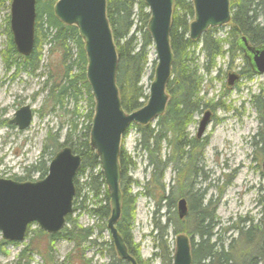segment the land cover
<instances>
[{
  "label": "trees",
  "instance_id": "trees-1",
  "mask_svg": "<svg viewBox=\"0 0 264 264\" xmlns=\"http://www.w3.org/2000/svg\"><path fill=\"white\" fill-rule=\"evenodd\" d=\"M6 1L9 4L10 0ZM56 1L35 0L33 48L26 57L16 52L9 25L6 24L7 49L3 53L5 68L9 69L12 65L15 72L35 73L40 68L44 47H47V73L43 81L47 93L44 106L64 120L57 130L46 133L37 161L25 167L22 176L14 179L26 180L33 173H37L40 178L44 177L48 162L64 146L70 147L74 154L80 156L81 164L74 179L73 209L67 214L64 228L50 234L37 226L35 229L28 226L25 236L31 234L30 241L19 253L17 262L29 257L31 253L42 254L39 246L34 248L37 246H34V241L43 238L48 241L46 252L50 251V245L57 240L72 243L75 249L83 245H87V248L103 245L109 257L108 264H128L116 256L111 239L97 243V240L102 239V233L107 231L110 204L98 158L89 145L94 100L85 76L87 65L84 43L74 25H66L56 19L52 12ZM229 4L230 20L222 25L228 27L225 40L215 36L217 27L209 28L198 39H192L188 36V25L194 18L192 0H173L169 28L173 62L165 90L167 105L153 123L129 125L137 133L136 149L145 159V170H148V178L142 184V191L155 202L152 222L158 252L153 255L158 258L159 264H172L173 250L167 241L170 234L189 236L190 264H264V205L256 222L252 219H240L239 225L226 229L217 227L214 204L208 201L204 205L203 194L195 186L198 184L195 177L202 175V167H198V164L203 160L206 140L191 138L186 131L195 115L207 108V104L198 97L202 77L198 75L197 60L193 58L197 48L199 47L205 59L202 69L207 74L211 72L216 58L226 52L231 54L230 58L234 54L242 56L243 52L237 45L242 36L250 46L264 45V0H229ZM105 10L117 53L115 85L122 109L127 113L144 106L148 99L141 78L148 64L149 50L152 49V40L146 29L149 11L143 0H106ZM224 42L228 44L227 51L222 48ZM9 58L12 62L8 64L6 62ZM244 60L241 74L249 76L250 68L246 59ZM155 64L153 61L154 67ZM251 99L255 111L258 112L259 121L252 143L258 146L264 157V89ZM80 104H83L82 108ZM63 130L64 133L61 134ZM127 131L128 129L123 136ZM61 135L63 138L60 141ZM118 160L122 204L121 215L115 225L129 255L135 258L136 250L131 235L135 198L129 192L134 181L128 177L129 167L134 166V162L121 147ZM168 169L173 174L170 183L164 180ZM81 177H84L82 183L79 182ZM179 198L188 202L187 214L183 218H179L176 211ZM93 200L98 206L88 205ZM77 210L78 213L73 216ZM81 211L96 219L97 225L80 226L78 215ZM161 219L164 220L163 223ZM229 229L235 230L236 234L230 235L225 241L224 234ZM5 242H0V252H4L2 245ZM138 263L136 260V264Z\"/></svg>",
  "mask_w": 264,
  "mask_h": 264
},
{
  "label": "rangeland",
  "instance_id": "rangeland-1",
  "mask_svg": "<svg viewBox=\"0 0 264 264\" xmlns=\"http://www.w3.org/2000/svg\"><path fill=\"white\" fill-rule=\"evenodd\" d=\"M9 6L8 1L0 0V121L12 118L14 110L19 105L31 106L35 112L31 125L20 132L15 127H8L4 122H0V178H8L11 175L22 176L24 168L37 161L46 133L49 130L54 132L64 122L62 117H57L55 112L44 106L47 93L46 88L43 87L47 73V47H44L40 68L35 73L15 72L12 65L9 69L5 68L3 53L7 49L6 24L9 20ZM216 30L215 36L218 39L227 38V26L217 27ZM222 48L227 51L228 44L222 43ZM149 51L148 64L141 78L146 93L155 68L154 51L152 49ZM230 55L226 52L221 57H217L211 72L206 74L202 69L205 59L199 47L197 48L193 58L197 60L198 75L202 77L198 97L207 104V108H203L200 114L195 115L186 130L189 137H194L203 112L208 110L212 113V119L203 132V138H206L201 162L203 170L202 175L195 177L198 183L195 186L201 189L200 193H204L205 200H210L214 204L217 227L223 229L241 224L240 219L247 221L252 219L256 222L264 205L262 164L264 157L258 146L252 143L253 136L257 134L259 121L258 112L255 111L251 99L264 89V75L253 77L244 75L245 77L237 82L236 86L227 88V74L241 73L245 62L240 55L234 54L232 58ZM9 62H12L11 58L6 63ZM80 107L82 108L83 104H80ZM151 122L153 123L154 120ZM63 133L64 130L61 131V134ZM62 138L63 135L60 136V141ZM137 140L135 129L129 127L127 133L122 136L120 144L129 159L134 162V166L129 167L128 177L134 181L129 187V192L135 198L131 232L136 250L135 259L138 264H159L158 258H154L153 255L158 252L152 222L155 202L147 198L141 188L147 181L148 170H145V159L136 149ZM172 177L173 174L168 169L164 177L165 182L170 183ZM38 178L37 173L31 176L32 181ZM83 181L84 177H81L79 182ZM88 205L98 206L94 200ZM77 213L78 210L73 216ZM163 221L161 219V223ZM97 222L86 212L81 211L78 215V224L82 227L96 226ZM35 227L36 225H32L31 229ZM234 231L229 229L224 234L225 241L230 235L236 234ZM30 236L31 234L25 236L22 242H9L2 240L0 234V242L6 241L2 245L4 252H0V264H18V262L20 264H108L109 262L103 245L89 248L83 245L75 249L72 243L57 240L50 245V251L46 252L48 241L43 238L34 241V246L37 245L34 248L39 246L43 256L30 252L29 257L26 256L17 262L18 255L30 241ZM102 236V239L97 240L98 244L110 240L107 231H104ZM176 236L170 234L167 239L172 250L176 246Z\"/></svg>",
  "mask_w": 264,
  "mask_h": 264
},
{
  "label": "water",
  "instance_id": "water-1",
  "mask_svg": "<svg viewBox=\"0 0 264 264\" xmlns=\"http://www.w3.org/2000/svg\"><path fill=\"white\" fill-rule=\"evenodd\" d=\"M149 11L146 29L152 40L154 76L148 87V99L144 106L124 112L115 85L117 53L106 19V0H57L52 12L57 20L74 25L84 43L86 54L85 76L94 100V114L90 127L89 145L95 151L100 164L103 182L109 194L110 217L106 225L116 256L128 264H136L130 256L115 223L120 218L122 193L121 171L118 156L123 134L131 123L146 125L161 115L166 107L165 92L171 76L173 53L170 49L169 31L173 0H143ZM9 30L16 52L30 54L34 41L35 0H10ZM193 20L189 23L188 36L198 37L209 28L220 27L230 20L229 0H192ZM248 67L253 73L264 75V45L250 46L244 36L238 42ZM237 75H228V85ZM204 111L198 122L200 137L210 120ZM30 106L22 105L10 122L17 128L30 125ZM78 154L64 146L56 151L48 162L44 178L33 181H16L0 178V234L11 242L24 241L28 225H37L47 233H57L64 228L67 214L72 212L75 196L74 179L81 162ZM263 169H264V162ZM176 211L179 218L187 214V202L178 199ZM172 264H190L189 237L179 234L175 238Z\"/></svg>",
  "mask_w": 264,
  "mask_h": 264
},
{
  "label": "flooded vegetation",
  "instance_id": "flooded-vegetation-1",
  "mask_svg": "<svg viewBox=\"0 0 264 264\" xmlns=\"http://www.w3.org/2000/svg\"><path fill=\"white\" fill-rule=\"evenodd\" d=\"M242 58H244V57H243V53H242ZM244 59H245V58H244ZM232 73H235V74L237 75V77H236V80H234L233 83H232L231 85H228V75H229L230 73L227 74V78H226V80H227V83H226L227 88H233L234 86L237 85V82H239L240 80H242V78H244L245 76H247V75H245V76L242 75L240 72H232ZM254 75H257V74H256V73H253V72L251 71V69H250V75L247 76V77H253ZM20 106H22V105H19V107H20ZM19 107H16V109H15L14 111L16 112V110L19 109ZM30 110L32 111V116H31V120H32V118H33V114H34L35 111L32 109L31 106H30ZM15 112H14V114H15ZM209 113H210V112H209ZM14 114H13V117H14ZM202 115H203V114H202ZM13 117H12V118H13ZM12 118H10L9 120L0 121V122H4L5 125L8 126V127H9V126H11V127H15L19 132L22 131L23 129H20V130H19V129L17 128V126H16L14 123L10 122V121L12 120ZM201 118H202V117H201ZM211 119H212V113L210 114V120H209V122L207 123L208 125H209ZM31 120H30V121H31ZM199 121H200V120H199ZM31 122H32V121H31ZM31 122H30V125H31ZM197 124H198V123H197ZM30 125H29V126H30ZM208 125H207V126H208ZM29 126H28V127H29ZM207 126L205 127V129L207 128ZM28 127H27V128H28ZM27 128H25V129H27ZM197 128H198V126H197ZM25 129H24V130H25ZM205 129H204V130H205ZM203 132H204V131H203ZM196 134H197V129H196V133H195V136H194V137H195L197 140H201V141L206 140V138H203V133L201 134L200 137H198ZM192 138H193V136H192ZM198 167H202L201 163L198 164ZM202 168H203V167H202ZM202 170H203V169H202ZM263 171H264V169H263ZM261 174H262V173H261ZM44 176H45V175H44ZM15 177H17V176H15V175H11V177H8V179H11V180H12V179H14ZM4 178H5V177H4ZM42 178H44V177H42ZM42 178L39 177L38 179H42ZM14 180H16V179H14ZM29 180H32L31 177H30L29 179L22 180V181H29ZM200 191H201V189H200ZM202 194H203V199H204V193H202ZM263 196H264V195H263ZM185 200H186V199H185ZM208 201H210V200H205V199H204L203 204L206 205V203H207ZM186 202H187V200H186ZM187 206H188V204H187Z\"/></svg>",
  "mask_w": 264,
  "mask_h": 264
}]
</instances>
